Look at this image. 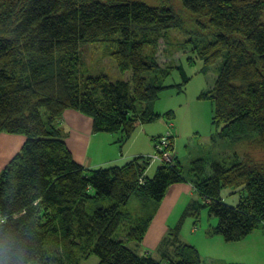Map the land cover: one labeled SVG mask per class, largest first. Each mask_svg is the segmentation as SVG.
Here are the masks:
<instances>
[{"label":"trees","instance_id":"obj_1","mask_svg":"<svg viewBox=\"0 0 264 264\" xmlns=\"http://www.w3.org/2000/svg\"><path fill=\"white\" fill-rule=\"evenodd\" d=\"M181 1L193 16L191 29L167 4L0 0V137L26 138L0 174V264H83L94 255L97 264H209L189 243L176 242L174 255L159 248L162 258L127 244H141L150 221L125 226L130 213L121 206L133 195L161 203L181 183L200 199L188 206L176 230L184 229L189 216L196 224L204 207L219 219L207 236L241 242L264 226V161L251 154H235L228 164L212 162L210 175L207 161L198 158L189 180L176 155L161 162L153 177L145 174L150 155L90 168L75 159L59 123L66 111H77L92 119L95 133L120 134L122 149L138 125L161 116L139 104L157 100L164 89L157 74L173 67H163L167 62L161 63L155 46L162 39L168 43L169 31L179 29L190 36L179 49L194 46L206 67L217 64L214 87L201 97L214 102L221 133L252 137L264 148V0ZM201 28H212L214 39L206 41ZM99 42L115 46L109 54L122 73L131 70L130 79L85 73L84 48ZM172 138L170 133L152 138L160 157L166 147L174 148ZM227 187L240 192L237 205L223 201ZM104 198L113 204L103 205Z\"/></svg>","mask_w":264,"mask_h":264},{"label":"rangeland","instance_id":"obj_2","mask_svg":"<svg viewBox=\"0 0 264 264\" xmlns=\"http://www.w3.org/2000/svg\"><path fill=\"white\" fill-rule=\"evenodd\" d=\"M139 1H144L150 5H170L180 13L184 22L187 21L190 29L194 27V23L191 21L193 16L186 10L181 0ZM199 27L200 24H198V28ZM201 30L207 33L205 34L206 41L214 39L212 28H201ZM168 34L170 35L168 43L162 39L159 43H156L155 48L157 49V54L161 63L167 62L163 67L169 65L173 68H171L167 74H157V84L164 87V89L160 91L158 99L153 102L139 104L141 108L142 106L148 105L155 112L160 113L161 116L153 122L138 125L136 131L137 140L133 143L131 155L139 156L143 154L152 157V154L156 152L154 147H152V138L168 136L169 133L173 136L174 148L167 150L168 147H166L164 159L160 162L153 160L145 174L148 177H153L160 163L174 160L175 155L179 158L181 162V171L188 180L193 174V161L198 158H203L207 161L208 165L206 171L209 175L212 173V162L219 161L223 164L231 163L235 154H239L241 158H244L245 154H251L255 159L264 161V148L251 139L252 137L246 138L242 137L243 135L230 134L229 131L221 133L224 125H219L214 120V102L210 98L201 97V94L209 92L214 87L218 75L217 64L206 67L198 50L193 49L194 46L179 49L186 46L185 40L190 37L182 30L171 29ZM198 38L199 37H197V39ZM114 48L115 46L104 42L87 45L84 48V54L87 55V59L82 64L81 68L88 74H108L113 80L130 79L132 75L131 70L122 73L114 58L109 54ZM170 51H174V53L171 54ZM180 65L183 66L182 71L177 68V66ZM187 78H190L188 82H186ZM169 111L173 112V117L171 119L167 117ZM44 112L45 110H43V113ZM59 123L61 125L63 124L61 120H59ZM67 134V132H64V136H67ZM101 134V136L104 137V143H107L109 138L114 137V133ZM131 142L130 140L124 143L122 149L120 148L121 142L118 143L119 152H128ZM150 147L153 150L152 153ZM113 150L118 153L117 147L113 148ZM136 152L140 154H136ZM109 153L110 151L100 152L96 156L98 163H105L100 167L107 168L116 165H124L130 160L120 161L118 162L119 164H107V155ZM160 155L164 156V154ZM88 156L93 157V152L91 150L88 152ZM236 192V189L231 187L223 189V201L229 205H237L240 201V192ZM166 195L161 203L154 200H149V202L145 203L136 195H133L126 205L121 206L123 211L130 213L129 217L124 222L125 226L129 228L131 226L138 227L141 222L150 221L148 232L145 234V240H143L141 244L137 242H127L129 247L135 249V251L140 254L149 251L154 253L157 258H162L163 255L161 251L158 250L159 248L164 250H169L170 248L172 252L171 255H174L173 248H175L176 242L189 243L195 245L207 260L215 258L210 253L215 248V241L205 240L204 238L196 239L194 238L195 235L192 230L194 225H196V230L200 229L198 235L202 236L204 232H208L211 226H215L218 223V217L211 216L207 207L201 209L200 219L196 224L194 223L195 219L189 216L186 217L182 223L185 226L184 229L180 231L176 230V226L177 224L180 225V218L188 206L195 199H200V195L196 191L192 194H184L180 196L181 198H177V202L173 208L167 211L168 214L164 220L165 231L162 234H150L151 226L154 224L153 222L162 219L161 210L165 204ZM113 202L114 201L110 198H104L102 201L103 205H110L113 204ZM125 226L124 228H126ZM260 230H264V226H261L255 232H260ZM213 236L215 235H211L210 237ZM214 238L218 237L215 236ZM256 238H260V234L257 235ZM254 241V239L248 241L249 243L244 245L245 248L249 249L255 246ZM52 244H54V242H52ZM209 248H211V250ZM227 249H229V247H227L226 250ZM229 252L233 254L236 253V250L234 248ZM238 259L239 261L248 260L252 264H264V259L262 257L258 258L257 256H250L248 254L240 256ZM98 262L99 258L96 255L90 259L83 260V264H97ZM215 264L221 263L216 262Z\"/></svg>","mask_w":264,"mask_h":264},{"label":"crops","instance_id":"obj_3","mask_svg":"<svg viewBox=\"0 0 264 264\" xmlns=\"http://www.w3.org/2000/svg\"><path fill=\"white\" fill-rule=\"evenodd\" d=\"M62 128L64 132H67L66 140L68 142V146L73 152L75 159L86 165L87 167H100L105 163H98L96 156L100 152H109L107 155V164H119L120 161L131 160L135 156L131 155V148L133 147V143L137 140V134H135L131 145L129 146V150L126 153L119 152L118 138H120V134H114V137L109 138L107 143H104V137L101 136V133H95L92 128V119L80 114L74 110H68L62 116ZM26 138L23 135H13V134H2L0 137V174L2 170L6 167L9 161L21 150L24 145ZM117 147L118 153L113 150V148ZM152 147H154V142H152ZM93 152V157L88 156L89 151ZM150 150L152 148L150 147ZM153 150L151 151V153ZM136 154H140L136 152ZM143 155V154H140ZM129 160V161H130ZM128 162V161H127ZM126 162V163H127ZM112 166V165H111ZM194 191L191 186L188 184H176L171 186L168 194L166 195V201L161 210V218L159 221H154L151 226L150 234H162L165 231L164 220L167 211L171 210L173 206L177 202V198H181L180 196L184 194H192ZM170 195V196H169ZM168 219V218H167ZM157 230V231H156ZM194 238H204L205 240H214L215 248L210 253L215 257L209 260V264H215L219 262L221 264L224 263H245L252 264L248 260H240V256L250 255L257 256L258 258L264 259V230H260V232H254L247 239L241 242H226L221 236L215 235L218 238H214L207 236V233L204 232L202 236H199L200 229L196 230L192 228ZM260 234V238H256L257 235ZM254 239L255 246L250 247L249 249L245 248L244 245L249 243L248 241ZM147 242V241H146ZM229 249L226 250V248ZM235 248L236 253H231ZM211 250V248H209ZM264 263V261H263Z\"/></svg>","mask_w":264,"mask_h":264},{"label":"bare ground","instance_id":"obj_4","mask_svg":"<svg viewBox=\"0 0 264 264\" xmlns=\"http://www.w3.org/2000/svg\"><path fill=\"white\" fill-rule=\"evenodd\" d=\"M157 157H158V158H157ZM164 157H165V155H164ZM164 157H163V158L160 157L156 152L152 154V159H153L154 161H159V162H160L161 160L164 159Z\"/></svg>","mask_w":264,"mask_h":264},{"label":"built area","instance_id":"obj_5","mask_svg":"<svg viewBox=\"0 0 264 264\" xmlns=\"http://www.w3.org/2000/svg\"><path fill=\"white\" fill-rule=\"evenodd\" d=\"M158 158V157H157Z\"/></svg>","mask_w":264,"mask_h":264}]
</instances>
